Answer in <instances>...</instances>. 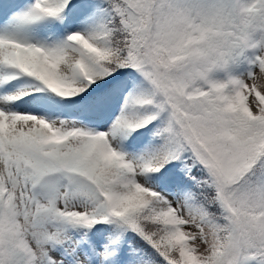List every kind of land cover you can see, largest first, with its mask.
Returning a JSON list of instances; mask_svg holds the SVG:
<instances>
[{"label":"snow or ice","instance_id":"6c2138e0","mask_svg":"<svg viewBox=\"0 0 264 264\" xmlns=\"http://www.w3.org/2000/svg\"><path fill=\"white\" fill-rule=\"evenodd\" d=\"M0 264H264V0H0Z\"/></svg>","mask_w":264,"mask_h":264}]
</instances>
